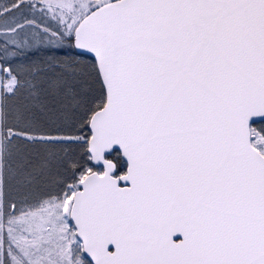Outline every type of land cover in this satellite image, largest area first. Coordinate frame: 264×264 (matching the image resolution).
<instances>
[{"label":"snow or ice","instance_id":"snow-or-ice-1","mask_svg":"<svg viewBox=\"0 0 264 264\" xmlns=\"http://www.w3.org/2000/svg\"><path fill=\"white\" fill-rule=\"evenodd\" d=\"M0 264H264V0H0Z\"/></svg>","mask_w":264,"mask_h":264}]
</instances>
